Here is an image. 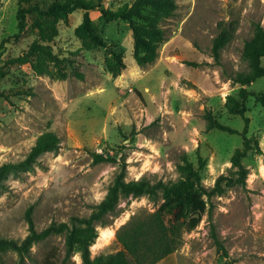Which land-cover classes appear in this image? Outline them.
<instances>
[{
	"label": "rangeland",
	"instance_id": "1",
	"mask_svg": "<svg viewBox=\"0 0 264 264\" xmlns=\"http://www.w3.org/2000/svg\"><path fill=\"white\" fill-rule=\"evenodd\" d=\"M18 1L0 0V93L9 96L0 97V166L23 160L43 133H55L60 146L41 154L32 169L3 182L0 237L21 241L28 235L25 212L30 206L37 231L52 222L69 223L72 215L88 216L104 199L120 163L126 165L125 181L145 177L151 183L175 182L183 175L185 160L196 167L200 159L201 181L207 188L220 175H238L231 159L242 146L239 133L245 123L241 116L228 113L225 103L228 95L237 96L240 90L230 78L248 71L242 52L255 23L264 27V0H174L175 13L160 24L165 39L158 57L145 66L133 58L127 21L105 20L98 9H90L94 29L109 43L106 48H94L80 30L83 9L75 8L67 15L60 11L28 14L24 31L18 33ZM65 1L32 0L31 5L47 10ZM83 1L104 9L131 2ZM222 29L228 42L216 62L212 46ZM34 44L51 47L62 59L64 77L46 60L44 74L34 71V57L28 54ZM112 50L121 53L125 64L118 74L113 72ZM248 89L264 90V78ZM246 106V136L258 141L263 154L253 149L242 159L249 170L246 185L232 186L215 196L209 215L194 231L184 233L176 251L201 247L223 258L210 237L212 230L227 250L236 251L230 257L233 261L239 257L243 264H251L247 262L264 250V218L258 215L264 209V108L253 96ZM206 109L238 133L209 129ZM92 153L114 161L95 162ZM161 202L147 196L122 197L108 223L97 225L91 258L97 264H128L115 240L116 231L133 215L154 212ZM104 229L114 236L103 237ZM200 229L205 232L201 241L193 236ZM64 242L65 236L58 234L33 243L23 264H42L53 246L62 257ZM73 260L82 264L79 253ZM0 264H19L17 252H1Z\"/></svg>",
	"mask_w": 264,
	"mask_h": 264
},
{
	"label": "trees",
	"instance_id": "2",
	"mask_svg": "<svg viewBox=\"0 0 264 264\" xmlns=\"http://www.w3.org/2000/svg\"><path fill=\"white\" fill-rule=\"evenodd\" d=\"M32 0H19L17 12V29L22 33L26 25V16L37 13L41 16L52 15L60 11L67 15L75 8L84 10L80 30L86 41L94 48L108 47L109 43L103 39L92 25L88 13L90 9H98L105 20L122 19L129 23L133 39V58L137 65L145 66L153 63L158 57V49L165 39V31L161 23L175 13L177 5L174 0H131L116 9H104L99 5H89L83 0H66L63 3H53L47 10H42L37 5H31ZM23 6V7H22ZM24 6H26L24 8ZM225 29L214 38L212 56L216 62L219 61L220 51L228 42ZM28 54L34 57L32 67L37 74H44L45 60L52 63L58 76L64 77L62 70V59L54 55L51 47L47 45L34 44L30 47ZM114 59L113 72L118 74L124 68L123 58L120 52L111 51ZM242 55L248 63V71L238 72L230 79L240 86L237 96L228 95L225 107L228 113L241 116L244 120V130L239 133L243 137L242 146L236 149L231 162L236 168L237 176L228 177L220 175L214 185L205 187L201 181L200 172L203 161L200 159L196 167L185 160L181 166L183 175L175 182L165 183L159 180L151 183L147 178L125 181L126 165L120 163V171L115 176L104 199L88 215L80 217L72 215L70 222H52L44 229L37 231L30 206L25 212V221L28 224V235L21 241L0 237V253L8 249L17 252L19 264H23L28 255L29 248L37 241L45 240L52 235L63 234L65 236L64 254L60 257L58 247H51L43 256L42 264H76L73 255L79 253L82 264H97L96 259L91 258L90 247L98 237L97 225H106L107 218L114 216L117 205L122 197L138 198L147 196L152 200L161 199L158 208L148 214L133 215L130 220L121 225L115 233V240L122 248L121 253L127 258L128 264H157L166 256L176 252L183 244L184 233L194 231L202 221L205 214L209 215L213 208V198L226 193L227 189L235 185H246L249 170L242 164V159L255 149L256 153L263 154L259 143L253 137H247L249 119L245 116L247 111L246 102L253 96L264 108V90L260 92L250 91L248 87L258 79L264 78V27L255 23L253 36L246 41ZM75 76L82 79L81 73L75 72ZM2 72L0 71V78ZM0 97L9 98L5 93ZM204 119L209 129H217L228 133H238L226 125L221 124L206 109ZM60 139L53 132L41 134L29 154L21 161L8 162L0 166V188L3 182L10 176L20 174L33 168L37 158L50 151L59 148ZM95 162L114 161L101 154L92 153ZM223 258L229 264H234L230 259L228 251L212 230L211 236Z\"/></svg>",
	"mask_w": 264,
	"mask_h": 264
},
{
	"label": "crops",
	"instance_id": "3",
	"mask_svg": "<svg viewBox=\"0 0 264 264\" xmlns=\"http://www.w3.org/2000/svg\"><path fill=\"white\" fill-rule=\"evenodd\" d=\"M258 215L264 218V209L259 211ZM203 229L198 230L193 234L194 238L202 240L200 235L205 234ZM227 250V247H225ZM228 254L230 257L234 258L236 256V251L234 249H228ZM216 252L211 250H206L205 248L198 247L197 249L192 250L191 252H186L185 249L182 251H176L162 260L157 264H229L225 258L215 257ZM215 257V258H214ZM234 261V264H243V260ZM247 263L251 264H264V250L258 252L257 257L252 261Z\"/></svg>",
	"mask_w": 264,
	"mask_h": 264
},
{
	"label": "bare ground",
	"instance_id": "4",
	"mask_svg": "<svg viewBox=\"0 0 264 264\" xmlns=\"http://www.w3.org/2000/svg\"><path fill=\"white\" fill-rule=\"evenodd\" d=\"M108 229V228H107ZM102 236L103 237H109L112 238L114 236V232H112L111 230H105L102 232ZM105 239V238H104Z\"/></svg>",
	"mask_w": 264,
	"mask_h": 264
}]
</instances>
